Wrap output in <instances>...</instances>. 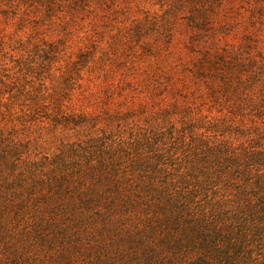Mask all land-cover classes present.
<instances>
[{"label":"rangeland","instance_id":"374dc122","mask_svg":"<svg viewBox=\"0 0 264 264\" xmlns=\"http://www.w3.org/2000/svg\"><path fill=\"white\" fill-rule=\"evenodd\" d=\"M258 176L264 0L0 7V264L166 263L164 215L217 203L242 210L224 231L249 232ZM92 188L114 202L79 221L69 201L83 206ZM260 232L227 264H264ZM192 246L187 264L200 261Z\"/></svg>","mask_w":264,"mask_h":264},{"label":"trees","instance_id":"16d2710c","mask_svg":"<svg viewBox=\"0 0 264 264\" xmlns=\"http://www.w3.org/2000/svg\"><path fill=\"white\" fill-rule=\"evenodd\" d=\"M81 0H70V4L74 5ZM34 4L38 3L41 5H51L54 3V0H0V7L2 5H8L13 6L16 4ZM255 161V160H254ZM229 166V165H228ZM249 167V165H248ZM229 172V171H226ZM237 173L238 171L235 170ZM252 177H246L245 181L250 182L249 179ZM107 183V185H110V183L113 181V179H110ZM64 183V182H63ZM255 187L259 188V195L258 196H252L249 199L244 198V202L246 203V207L244 208L245 211V217L247 219H250L251 224H253V229L251 231H244L240 235H233L232 230L226 229L224 231L223 227H231L232 229V223H226L225 219L228 214L230 213H237L241 214L242 210L239 209L237 212H235L233 209H227L226 207L222 206L221 204L215 203L216 206L214 209L209 210L208 214L205 212H202L200 215H198L195 211L184 209V207L181 208L180 213L176 215L172 214H166L163 216V221L165 222L166 218H171L175 228L173 231L168 230V234L165 236V242L166 243V256L170 258L168 262H164L161 264H187L185 260L183 259H189L186 256L185 251L187 248H190L191 243H193V246H198L197 250V256L198 259H200L199 262H194L193 264H227V259L231 257L230 249H233L234 251H237L239 254L241 251H247L250 252V245L252 244V239L256 237V235L260 234L264 229V224L261 223L262 219L264 218V215L262 217L258 216L256 217L255 214L260 213L264 210V178L258 176L254 180ZM93 194L89 197L86 196L83 206H80L79 203L69 201L70 205V211L74 214L79 216V221H84V210H88L90 208H93L94 206L102 205L103 208L110 209L111 204L114 202V197L110 199V189L109 190H100L97 191L98 188H92ZM57 190L58 193H71V189L65 186L64 184H60V187ZM78 193V191H77ZM78 197L76 196L75 199ZM118 198V197H117ZM79 199V198H78ZM119 199V198H118ZM125 203L126 209L128 208V204L130 203L129 200H126L124 198L120 199ZM169 201V199H166L165 202L160 204V207H165L166 203ZM136 202L138 203L137 199ZM182 206V205H181ZM164 209H161L160 212H162ZM159 212V213H160ZM158 214V213H156ZM185 214V215H184ZM190 216V219L195 220L197 223H200L202 231L198 233V236L195 237L192 235L191 237L187 236V233L183 231V229H180V226H184L185 223L188 224L187 217ZM178 218V219H177ZM87 222V221H86ZM179 227L177 228V226ZM177 228V229H176ZM185 228V227H184ZM188 228V225H187ZM196 226L195 223H192L190 221V228L187 229V231L191 230L194 233ZM186 248V249H185ZM182 251V252H181ZM200 255L204 256L201 257ZM174 259H177L174 261Z\"/></svg>","mask_w":264,"mask_h":264}]
</instances>
